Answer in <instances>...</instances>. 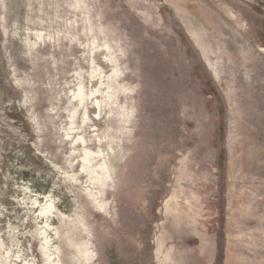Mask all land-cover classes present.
Listing matches in <instances>:
<instances>
[{
  "label": "rangeland",
  "instance_id": "1",
  "mask_svg": "<svg viewBox=\"0 0 264 264\" xmlns=\"http://www.w3.org/2000/svg\"><path fill=\"white\" fill-rule=\"evenodd\" d=\"M0 264H264V0H0Z\"/></svg>",
  "mask_w": 264,
  "mask_h": 264
}]
</instances>
